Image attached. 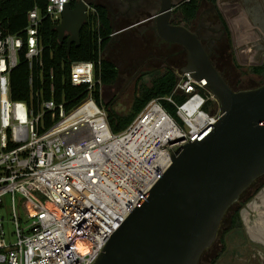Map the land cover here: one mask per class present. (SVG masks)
<instances>
[{
    "label": "built area",
    "instance_id": "obj_1",
    "mask_svg": "<svg viewBox=\"0 0 264 264\" xmlns=\"http://www.w3.org/2000/svg\"><path fill=\"white\" fill-rule=\"evenodd\" d=\"M72 1L47 0L45 15L60 22ZM41 19L34 6L23 35L0 28V210L10 194L15 226V239L7 240L0 214V264H93L107 239L171 164V150L194 141L216 121L219 101L204 78L178 70L172 94L164 98L174 104L180 122L154 98L126 129L115 133L94 95L95 84L100 98L103 87L95 78V64L83 60L70 65V83L86 85V95L77 102L63 94L57 100L52 83L45 96L42 76L34 89L32 72L30 98L12 99L10 75L21 50L30 70L42 65ZM178 92L181 102L173 98ZM152 110L168 117V136L141 142L140 135L133 138L131 133ZM19 209L25 214L22 223Z\"/></svg>",
    "mask_w": 264,
    "mask_h": 264
},
{
    "label": "water",
    "instance_id": "obj_2",
    "mask_svg": "<svg viewBox=\"0 0 264 264\" xmlns=\"http://www.w3.org/2000/svg\"><path fill=\"white\" fill-rule=\"evenodd\" d=\"M157 1L156 34L181 45L186 55L180 70L206 80L205 87L219 101V116L197 139L171 150V164L93 264H197L217 238L229 208L264 175V83L232 89L198 34L171 23L179 2ZM89 7L87 0L67 4L53 25L58 41H66L67 53L80 42Z\"/></svg>",
    "mask_w": 264,
    "mask_h": 264
},
{
    "label": "trees",
    "instance_id": "obj_3",
    "mask_svg": "<svg viewBox=\"0 0 264 264\" xmlns=\"http://www.w3.org/2000/svg\"><path fill=\"white\" fill-rule=\"evenodd\" d=\"M74 1L75 0H73L71 4H73ZM204 1L205 0H187L177 6V10L181 12V17L186 26L196 17L200 3ZM206 2L208 3V0ZM209 2L216 7L215 0H209ZM46 3L47 0H0V28L5 34L16 33L23 35V29L27 23V13L34 6L39 8L42 16L39 23V35L43 44L42 65L39 66L38 64H34L33 69L30 70L24 56V49L21 50L19 53V62L17 66L12 69L10 75L11 98L16 100H27L30 98L31 88L29 87L28 78L30 72H32L34 76V89L40 87V77L42 76L43 84L41 86L45 96H49V87L52 83L55 88V98L57 100L61 99V95L63 94L66 97L75 98L73 101L77 102L86 95V85L73 86L70 83V65L74 61L83 60L94 62L95 78L101 80L103 87L115 83L119 77V66H117L111 58H105L101 55L102 50L106 49V47H110V44H112L113 25L108 8L96 2L90 5L93 10L89 11L88 20L80 30V42L78 45L72 43L67 53L66 41L63 40L59 42L57 31L53 28V25L58 22H52V20L45 15ZM215 9L225 31L227 47L229 48L232 61L236 66L240 67L234 57L228 25L221 16L219 10L217 8ZM152 34L151 32L150 35ZM216 52L219 53L218 57L222 55L220 49ZM182 57V62L178 63L179 65H177L176 68L167 66L161 72L151 76V84L149 86H139L127 112L120 113L115 110L112 106L113 99L102 103L107 110L108 123L113 132L118 133L126 129L144 106L154 98H159L161 106L167 113L179 121L175 113V106L164 97L172 94L177 79L176 71L180 70L185 64V55H182ZM210 58L220 72L224 74L223 70L226 68L220 67L215 61L216 58L215 60L214 57L210 56ZM249 69L255 74L264 75V64L250 66ZM224 78L232 89H241L233 86L225 76ZM94 95L97 100H101L98 84L94 86ZM173 98L176 102H181L183 100V95L175 93L173 94ZM261 177L250 186L251 193L242 200L243 202L239 201L238 205L235 204L236 206L233 205L229 208L227 212L228 220L226 222L223 221L224 223L222 222L220 232L217 236L221 243V247L210 260V264H216L218 259L225 252L227 235L234 230L239 232L243 229L240 209L264 186V175ZM262 192H264V189Z\"/></svg>",
    "mask_w": 264,
    "mask_h": 264
},
{
    "label": "rangeland",
    "instance_id": "obj_4",
    "mask_svg": "<svg viewBox=\"0 0 264 264\" xmlns=\"http://www.w3.org/2000/svg\"><path fill=\"white\" fill-rule=\"evenodd\" d=\"M206 1L203 2L204 7L210 4L209 0L208 3ZM222 1H218L217 4L222 9L225 18L230 20L228 12L223 9ZM233 2L239 6L241 4L240 7L246 8L249 11L248 13L254 15L256 14V8L261 9L263 6L261 2L260 4L257 3L258 0L230 1V3ZM235 7L236 5L232 9ZM253 11L254 13H252ZM114 17L116 16L114 15ZM210 17L217 24H221L214 12H211ZM227 24L231 35L234 57L240 67L236 66L232 61L229 48L227 47L226 35L224 34L223 41L218 42L222 55L220 57L217 56L215 60L220 67L226 68L223 70V77L225 76L233 86L241 89L255 87L264 83V75L255 74L249 69L250 66L264 64V38H261L262 36L246 23L245 30H243L244 28L240 29L239 23H234L232 26L230 22H227ZM243 25L244 22L243 24L241 23V26ZM122 27L121 24L116 23L112 36V45L106 47L101 52L102 57L111 58L119 66V77L117 81L112 85L102 87L101 101L105 103L113 99L112 106L120 113L128 111L139 86H149L151 84V76L161 72L167 66L176 68L179 65L178 63L182 62L181 59H183L180 54L173 55L178 48L177 45L167 41L160 42L155 35H150L148 32L147 34L144 32L141 33L136 27L127 30H122ZM221 28L223 29L222 25ZM212 109H215V107L213 106ZM177 118L179 121L175 118L173 119L180 122V118L178 116ZM250 189L249 187L245 191L239 201H242L251 193ZM262 190L258 196L255 193L252 199L247 202H251L249 205L245 203L240 209V215L244 223L243 229L239 232L234 230L227 235L225 252L216 264H264V247L254 241L255 237L263 241L264 238L263 236H257V230L253 228L254 226L263 227L264 224V192ZM239 201L233 205H238ZM16 203H18V199H16ZM9 206L10 194H7L4 198V204L0 210V214L3 217L4 237L7 240H14L15 226L11 220ZM253 208L262 210V214L259 212L256 213ZM246 210L249 211V214ZM18 215L22 223V219L25 217L23 210L19 209ZM227 220L228 213L224 217V221L226 222ZM220 247L221 243L217 237L205 253H202L197 264H210V260L219 251Z\"/></svg>",
    "mask_w": 264,
    "mask_h": 264
},
{
    "label": "flooded vegetation",
    "instance_id": "obj_5",
    "mask_svg": "<svg viewBox=\"0 0 264 264\" xmlns=\"http://www.w3.org/2000/svg\"><path fill=\"white\" fill-rule=\"evenodd\" d=\"M76 1V0H75ZM74 1V2H75ZM109 3V8L114 10V15L116 16V23L121 24L123 27V30L132 29L134 28V23L139 21V25L136 26L138 30L141 33L147 32L150 34L151 32L153 35L156 36L157 39H159L160 42H164L161 38L158 37L154 30L153 26V20H154V13L158 9L160 5V1L157 0H107ZM176 3H178L177 6H179L181 3L187 0H172ZM73 2V4H74ZM72 3V2H71ZM73 4H70L73 6ZM177 6L173 10L172 13V19L171 23H182L184 25L185 22L182 19L181 12L177 10ZM212 12V7H209L207 4L206 7L203 6L201 10L198 9V12L196 14V17L192 19L188 23V28L194 32H196L204 45V47L207 49L211 57H214V60L216 56H218V52H216L220 45L219 41H223V35L225 34L224 29L221 28L222 24H217L213 18L210 17V14ZM208 14V15H207ZM219 20V19H218ZM134 21V22H133ZM144 22V23H143ZM166 42V41H165ZM172 43V42H170ZM174 45H177V50L173 53V55H186L184 49L181 47V45L172 43ZM256 227V226H254ZM260 226H257L255 230L258 231L259 237H261ZM264 232V229H262ZM255 242H258L260 245L264 247V241L257 239L255 237Z\"/></svg>",
    "mask_w": 264,
    "mask_h": 264
},
{
    "label": "crops",
    "instance_id": "obj_6",
    "mask_svg": "<svg viewBox=\"0 0 264 264\" xmlns=\"http://www.w3.org/2000/svg\"><path fill=\"white\" fill-rule=\"evenodd\" d=\"M88 2H89V4L91 5L92 3H100V4H102V5H105L107 8H108V11H109V15H110V18H111V22H112V25H113V27H112V29H113V32H112V36H113V33H114V28H115V25H116V18L114 17V10H112V9H110L109 8V3H108V1L107 0H98V1H94V0H87ZM218 1H221V0H215V3H216V7L212 4V3H210L209 4V7H212V12H214L215 13V15L217 16V18L219 19V17H218V13H217V11H216V9L215 8H217L218 10H219V12H220V14H221V16L224 18V20L226 21V23L227 22H230V24H231V26H232V24H234V23H239L240 24V29L241 28H244V27H246V25H245V23L247 24V25H250L252 28H254V30L258 33V34H260L262 37L261 38H264V0H258V2L257 3H259L260 4V2L263 4V6H262V8L261 9H257L256 8V14L254 15V14H250V13H248L249 11L246 9V8H242V7H240L241 6V4H240V6L237 4V3H235V2H233V3H230V1L231 0H223L222 1V5H223V9L226 11V12H228V15L230 16V20H227L226 18H225V16L223 15V11H222V9L218 6ZM242 1V0H241ZM234 5H236V7L234 8V9H232L233 8V6ZM203 6H204V4H203V2L202 3H200V7H199V10H201V8H203ZM253 10H254V8H253ZM252 13H254V11L252 12ZM220 23H221V21H220V19L218 20ZM243 22H244V25L243 26H241V23L243 24ZM140 23H139V21L138 22H136V23H134V26L136 27V26H138ZM229 24V23H228ZM227 24V25H228ZM229 27V26H228ZM250 27V29H252ZM122 29V28H121ZM123 30V29H122ZM126 30V29H125ZM243 30H245V28L243 29ZM111 42H112V38H111ZM112 44H110V46H111ZM105 50V49H104ZM260 190V189H259ZM258 190V191H259ZM252 198H250L247 202H249L250 200H251ZM246 202V204H250V203H247ZM251 208V207H250ZM252 209V208H251ZM253 210H255L256 211V213L257 212H259V213H261L262 214V210H260V209H258V208H253ZM248 213H249V211H248ZM240 217H241V215H240ZM241 220H242V218H241ZM242 223H243V221H242ZM244 224V223H243ZM253 228H256V227H253ZM260 228H262V229H264V224H263V227H260ZM262 229H260L261 230V232H259L260 234H261V236H263V238H264V232H263V230ZM251 234V233H250ZM257 235H258V231H257Z\"/></svg>",
    "mask_w": 264,
    "mask_h": 264
},
{
    "label": "bare ground",
    "instance_id": "obj_7",
    "mask_svg": "<svg viewBox=\"0 0 264 264\" xmlns=\"http://www.w3.org/2000/svg\"><path fill=\"white\" fill-rule=\"evenodd\" d=\"M169 129L170 121L168 117L161 112L157 113L156 110H152L131 134L133 138H135L136 135H140L142 142L162 136V138H165L168 136L167 132Z\"/></svg>",
    "mask_w": 264,
    "mask_h": 264
}]
</instances>
